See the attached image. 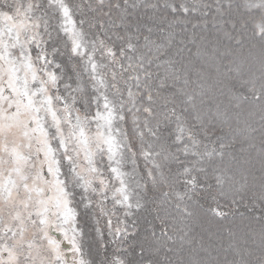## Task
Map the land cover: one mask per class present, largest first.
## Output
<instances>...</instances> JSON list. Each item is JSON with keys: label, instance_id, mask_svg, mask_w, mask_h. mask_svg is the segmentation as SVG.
Wrapping results in <instances>:
<instances>
[{"label": "snow or ice", "instance_id": "snow-or-ice-1", "mask_svg": "<svg viewBox=\"0 0 264 264\" xmlns=\"http://www.w3.org/2000/svg\"><path fill=\"white\" fill-rule=\"evenodd\" d=\"M0 264H264V0H0Z\"/></svg>", "mask_w": 264, "mask_h": 264}]
</instances>
